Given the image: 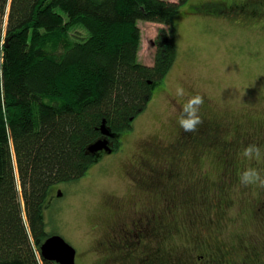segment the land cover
Instances as JSON below:
<instances>
[{
  "label": "trees",
  "instance_id": "obj_1",
  "mask_svg": "<svg viewBox=\"0 0 264 264\" xmlns=\"http://www.w3.org/2000/svg\"><path fill=\"white\" fill-rule=\"evenodd\" d=\"M187 1L0 0V264H59L40 253L54 234L46 216L52 192L97 164L87 146L104 119L112 131L130 132L177 58L176 17ZM194 7L195 14L210 9L208 2ZM139 21L169 26L153 65L139 59ZM182 139V149L208 144ZM214 139L225 153L224 138L206 140ZM177 157L170 156V221L156 227L170 232V243L183 229L205 238L221 218L200 217L196 193L184 196L174 184L182 172ZM227 182L214 189L221 202Z\"/></svg>",
  "mask_w": 264,
  "mask_h": 264
},
{
  "label": "rangeland",
  "instance_id": "obj_2",
  "mask_svg": "<svg viewBox=\"0 0 264 264\" xmlns=\"http://www.w3.org/2000/svg\"><path fill=\"white\" fill-rule=\"evenodd\" d=\"M201 1L204 0H188L182 5L176 17L177 58L171 71L155 87L146 109L134 119L130 132L124 133L123 149L104 157L103 164H93L81 180L61 186L67 195L61 199L60 208L53 209L54 213L50 211L49 229L76 248L78 264H110L103 241L112 232L110 228L122 225L128 218L122 217L119 211L125 208L122 213L126 216L139 211V190L131 178L138 155L145 153L152 158L149 150L145 152L146 142H152L157 154L160 146H172L179 139L177 115L181 99L174 95L177 86L185 89L183 100L189 95L201 94L204 102L199 114L225 124L226 142L222 141L227 147L225 153L216 139L207 138L203 141L208 144L175 147L170 153L178 156L182 171L174 184L182 187L184 196L186 190L196 193L194 201L198 203L200 217L216 215L218 219L221 215L219 225L204 229L205 239L209 240L211 235L224 238L236 250L238 264H242L249 247L243 243L245 238L264 233V211L260 212L264 209V186L243 185L237 176L239 170L248 166L264 168V157L254 161L242 154L248 144L264 148V23L242 24L231 15L190 12L189 7ZM138 24L142 34L139 59L153 65L156 41L162 30L169 31V26L154 21ZM224 179L228 182L221 202L214 189ZM203 188H207L208 194L202 192ZM119 203L121 207L117 211L115 207ZM175 216L177 220L182 218L180 214ZM183 230L185 234L174 235L170 243V249L174 248L175 252L193 248L186 244L189 230ZM260 260L261 263L249 264H264V254Z\"/></svg>",
  "mask_w": 264,
  "mask_h": 264
},
{
  "label": "flooded vegetation",
  "instance_id": "obj_3",
  "mask_svg": "<svg viewBox=\"0 0 264 264\" xmlns=\"http://www.w3.org/2000/svg\"><path fill=\"white\" fill-rule=\"evenodd\" d=\"M196 4L195 7H201L203 3L208 2L209 12L205 15H231L239 19L242 24L254 22L255 24L264 23V0H204ZM194 7V8H195ZM195 14V13H194ZM158 46L164 43L163 40L156 41ZM157 52V51H156ZM201 110V109H200ZM202 112V110H201ZM201 123L194 131L184 132L180 128L175 143L170 146H160L157 154L154 152L155 146L152 142H146V151L152 158L145 153L138 155L136 166L131 172V178L139 190V211L126 216L122 211L119 214L125 219L122 225L110 228V235L104 240V250L107 252L106 259L110 264H238L240 259L235 256L236 250L229 247L224 238L212 235L209 240L197 235L191 234V239H187L188 245L193 247L191 251L171 252L170 253V232L159 234L156 230L157 223L163 222L165 216L170 221V153L171 148L181 147L182 138H224V127H220V122L208 117L206 114H200ZM201 125V127H200ZM223 129V132H222ZM109 137L111 152L106 150L98 151L96 154L97 164H103V158L108 155H114L123 149V132H114ZM206 133H209L207 137ZM102 135V134H101ZM100 135V136H101ZM179 143V144H178ZM157 155V156H156ZM175 155H171L174 157ZM67 195L63 188H56L51 195L46 216L49 218L50 211L54 213L60 208L61 199ZM120 199V198H119ZM121 204L119 203L117 211ZM135 207V206H134ZM133 222L134 229L131 228ZM162 225V224H161ZM216 233V232H215ZM102 242V243H103ZM249 245L247 254L242 259V264L251 262H260L264 254V233L261 236H249L245 242ZM161 245V246H160ZM187 246V245H186ZM186 247H184L185 250ZM249 251V252H248ZM260 256V258H259ZM77 261V254H76ZM261 263V262H260ZM78 264V262H77Z\"/></svg>",
  "mask_w": 264,
  "mask_h": 264
},
{
  "label": "clouds",
  "instance_id": "obj_4",
  "mask_svg": "<svg viewBox=\"0 0 264 264\" xmlns=\"http://www.w3.org/2000/svg\"><path fill=\"white\" fill-rule=\"evenodd\" d=\"M174 95L181 99V109L177 115V122L180 128L185 132L194 131L201 123L200 105L204 102L201 94L196 93L185 97V89L182 86H177ZM242 154L249 160L259 161L264 157V148L258 144H248L243 147ZM240 183L243 185L257 184L264 186V168L256 166H248L238 171L237 173Z\"/></svg>",
  "mask_w": 264,
  "mask_h": 264
},
{
  "label": "water",
  "instance_id": "obj_5",
  "mask_svg": "<svg viewBox=\"0 0 264 264\" xmlns=\"http://www.w3.org/2000/svg\"><path fill=\"white\" fill-rule=\"evenodd\" d=\"M100 131L102 135L87 146L88 153L96 154L101 150L112 151V147L109 145V137L113 136L114 133L105 119L100 126ZM40 253L43 258L59 264H77L76 248L58 233L51 234L40 243Z\"/></svg>",
  "mask_w": 264,
  "mask_h": 264
}]
</instances>
